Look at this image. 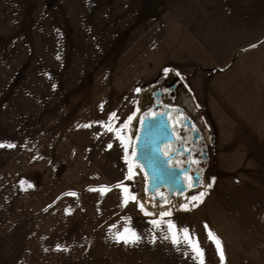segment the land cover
I'll list each match as a JSON object with an SVG mask.
<instances>
[{
    "label": "crops",
    "instance_id": "obj_1",
    "mask_svg": "<svg viewBox=\"0 0 264 264\" xmlns=\"http://www.w3.org/2000/svg\"><path fill=\"white\" fill-rule=\"evenodd\" d=\"M137 12L108 38L77 43L70 17L42 47L1 43L0 264H198L163 239L169 219L194 233L204 264H221L209 231L223 264H264V0H144ZM165 68L205 72L215 178L195 207L146 217L109 183L72 179V166L102 103ZM125 226L138 244L115 242Z\"/></svg>",
    "mask_w": 264,
    "mask_h": 264
},
{
    "label": "rangeland",
    "instance_id": "obj_2",
    "mask_svg": "<svg viewBox=\"0 0 264 264\" xmlns=\"http://www.w3.org/2000/svg\"><path fill=\"white\" fill-rule=\"evenodd\" d=\"M143 2L144 0H0V44L8 43L10 41L9 38L19 37L18 40L23 41L24 45L31 44L42 47L44 43L49 41V31L60 27L62 29L65 28L70 22V17L77 18L78 22H80L75 27V31L79 35L77 43L82 40L80 38H85L86 33H89V35L94 33L95 35V32L102 33L104 31L105 38H108L114 31L120 30L127 25L129 15L133 12L136 15L138 13L137 10L141 9ZM127 29L125 28V30ZM43 31L46 33L44 34ZM82 33L83 36L81 37ZM11 45L13 43L9 46ZM0 46L3 49H7L4 44ZM189 73L186 75L180 74V76H183L185 80L187 79L190 88L196 95L195 100H197V104L200 107L198 112L202 115L198 119L199 124H206L209 129L201 91V86L206 76L205 72L193 71ZM163 74L164 72L152 78L150 77L151 79L145 82L137 81L132 85V89L126 92V96L124 95L125 97L122 98L118 106L111 107V103H102L98 109L99 115L97 119L99 122L97 125H87L86 127L94 132L81 145V157H78V164L75 162L74 166H72V179L85 180L86 178H91L95 182L105 181L124 197L128 196L129 193L135 195V190L138 189L139 183L133 173L131 179H126V176L129 175V164L125 162L126 159L128 161V152L125 153V146L127 149L129 148V136L131 132L133 133L134 129L132 126H134L135 119H137L136 113L140 110V105L143 103L145 88L158 82L160 75ZM136 89H140V91L137 92ZM113 113L115 117L110 121L109 115ZM130 116L132 117L131 121L128 120ZM109 124H114L118 128L124 125V145H121L120 141L106 130ZM212 135L213 132L209 129L208 140L211 142L213 141ZM135 145L137 144L135 143ZM211 148L212 167L206 172L208 182L204 188L205 195L212 187L215 178V149ZM139 151L137 159H145L146 153L141 151V149ZM40 179L41 177L38 179L41 182ZM118 184L127 187L129 193H124L121 187H117ZM208 184H211V187H208ZM199 193L200 191L189 193L182 204H187V209L193 207L192 205L197 204V201L189 202V198L193 195L198 196ZM128 202L131 203L135 210H138V207L131 199ZM183 209L181 207L171 208V213H177ZM158 216L160 215L152 217Z\"/></svg>",
    "mask_w": 264,
    "mask_h": 264
},
{
    "label": "flooded vegetation",
    "instance_id": "obj_3",
    "mask_svg": "<svg viewBox=\"0 0 264 264\" xmlns=\"http://www.w3.org/2000/svg\"><path fill=\"white\" fill-rule=\"evenodd\" d=\"M178 72L169 71L167 74L160 75L158 82L153 83L151 86L145 88L143 94L144 100L140 105V110L136 113L137 119L131 132L128 142V164H132V173L135 175L139 183L138 189L135 190V196L144 204L145 209L151 212V216L160 215L161 212L177 208L182 205L184 198L191 192H198L204 189L208 182L207 171L212 167V142L208 140L209 129L208 125L199 124L198 119L202 116L200 114V107L197 104L196 95L190 88L187 79L183 76L177 75ZM159 77V76H158ZM161 105L157 110L155 108ZM168 109H179L186 115L188 120L197 129L199 137H203L206 152L201 153V146L196 152L184 149L183 146L174 148L176 141L171 142V146L167 145L165 152L154 153L153 151H146L144 145L138 143L137 138L141 133L142 121L151 111H157L153 117V121L149 125L151 131L158 136H162L166 140L170 139L173 135L165 136L161 132V126L164 119L177 120L180 118L176 110L170 111ZM163 114L166 117H163ZM156 119H159L156 121ZM175 133L178 127L175 126ZM160 133H159V132ZM161 138V140H162ZM178 139V138H177ZM197 142L200 140L196 139ZM135 143L137 145H135ZM179 142L177 143V145ZM145 152V159L138 160L140 150ZM133 150L139 151L133 159ZM192 160L198 163H191ZM206 165L202 172L199 173L200 165ZM154 178L149 180L151 177ZM188 177L198 178L194 188L187 187ZM200 177V178H199ZM134 192V189H133ZM162 193L167 198L168 203L165 204L160 198ZM134 195V194H133ZM132 201V200H131ZM135 204L136 202L133 201ZM136 207L137 204H136ZM138 213L144 215L138 207ZM147 217V216H146Z\"/></svg>",
    "mask_w": 264,
    "mask_h": 264
},
{
    "label": "snow or ice",
    "instance_id": "obj_4",
    "mask_svg": "<svg viewBox=\"0 0 264 264\" xmlns=\"http://www.w3.org/2000/svg\"><path fill=\"white\" fill-rule=\"evenodd\" d=\"M164 73L167 74L169 69L165 68ZM177 75H179V73H177ZM137 92L140 91V89H136ZM115 117V114H110L109 115V119L110 121L113 120ZM128 120L131 121L132 117H128ZM143 122V121H142ZM177 126H182L180 119L178 118L176 121ZM87 127V125H86ZM123 128L124 125L120 126L119 128L114 126V124H109L106 128V130L110 133L113 134V136L115 137V139H117L118 141H120L121 145H124V135H123ZM5 145L0 144V147H4ZM7 147H14V145H7ZM109 147H111V145H109ZM128 149L125 146V153H127ZM132 155H135V151L133 150ZM126 163H128L127 159L125 161ZM191 163L195 164L198 163V161L192 160ZM132 178V164L129 163V175L126 176V179H131ZM197 179L198 178H193V177H188V184L187 187L189 188H194L196 186L197 183ZM24 182L21 181V184H23ZM117 187H121L122 191L124 193H129V189L127 187H124L120 184L117 185ZM208 187H211V184H208ZM98 189H89V191H97ZM108 189L106 188H102L99 189V191L101 192V195H103L104 191H107ZM66 195H70V196H76V193L71 192V193H67ZM160 195L161 200H163V202L165 204L168 203V200L166 197H164V195L162 193L158 194ZM205 195L204 192H200L198 196L193 195L189 198V202L191 201H197L199 202L200 199ZM131 199L132 201H135L137 206L139 207L140 211L144 213L145 216H151L152 213L148 212L145 207L144 204L141 203L137 197L135 195H131L129 193L128 196L124 197L122 200V204H127L128 200ZM193 207H195L196 205L193 204ZM179 207L187 209L188 205L187 204H182ZM161 216H171V210L165 211V212H161L160 213ZM149 223H151L154 227L159 228L160 227V223L161 221L157 220V219H152L149 221ZM167 224V229H168V234L163 236V239L165 240H170V242L172 243L173 246H178L181 243H184L187 245V247L191 250L192 252V258L194 260L198 259V264H204V259H203V249L199 246V241L195 240L194 238V233H190L188 228H179L177 229L176 224L172 221V220H167L165 222ZM126 225H127V221H126ZM205 228L207 229V225H205ZM109 232H111V228L109 229ZM113 238L115 240L116 243H123L125 246H133L138 244L141 241V236L139 234H137V232L132 229L131 227L125 226L123 228L122 231L116 232L113 235ZM208 239L214 243L216 245V250L217 253L220 256V261L221 264H223L224 261V255L222 252V246L221 243L219 241L218 238L215 237V235L209 231L208 233ZM151 242H155V237H153ZM59 248V246H57ZM65 251H67V249H64ZM179 250V249H178ZM187 254V253H186Z\"/></svg>",
    "mask_w": 264,
    "mask_h": 264
},
{
    "label": "water",
    "instance_id": "obj_5",
    "mask_svg": "<svg viewBox=\"0 0 264 264\" xmlns=\"http://www.w3.org/2000/svg\"><path fill=\"white\" fill-rule=\"evenodd\" d=\"M162 107L161 105H158L155 110L158 111V109ZM151 111L150 113H148V115L144 117L143 122H142V128H141V133L137 138L138 143L140 142L142 145L145 146L146 151H153L155 154L156 153H163L165 152L167 149V145L169 144V146H171V142L169 141H176V144L174 145V148H177L178 146H183L184 149L187 150H191L196 152L199 146H201V153L206 152V147L204 144V140L203 137H199L198 131L197 129L194 127V125H192V122H190L188 120V118L186 117V115L182 112V110L179 109H168V115L170 113V111L172 110H176V113H178V115L180 116V121L182 126H177L176 121L177 120H171V119H164L162 122L161 126V132L165 135H173L170 137V139L166 140L164 138H162V136H158V134L154 133L156 131H151V129L149 128V125L151 124V122L154 120L153 117L155 116V114L157 113V111ZM163 117H166L163 114ZM159 119H156V121ZM175 126L176 128L178 127L177 132L175 133ZM159 132V131H158ZM160 133V132H159ZM162 138V140H161ZM178 138V139H177ZM196 139L200 140L199 142L196 141ZM179 142V144L177 145V143ZM139 151L135 150V155L133 157V159L136 157V154ZM206 167V165H200V169L198 170L199 173L197 174L200 175V172L203 171V169ZM154 178L151 177L149 180H152ZM200 178V177H199Z\"/></svg>",
    "mask_w": 264,
    "mask_h": 264
}]
</instances>
